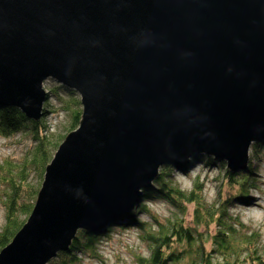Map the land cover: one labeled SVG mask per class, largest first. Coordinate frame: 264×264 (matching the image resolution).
<instances>
[{
  "label": "water",
  "instance_id": "1",
  "mask_svg": "<svg viewBox=\"0 0 264 264\" xmlns=\"http://www.w3.org/2000/svg\"><path fill=\"white\" fill-rule=\"evenodd\" d=\"M46 80L80 120L0 264H48L129 215L162 167L244 168L264 139V0H0V106L38 122Z\"/></svg>",
  "mask_w": 264,
  "mask_h": 264
},
{
  "label": "trees",
  "instance_id": "2",
  "mask_svg": "<svg viewBox=\"0 0 264 264\" xmlns=\"http://www.w3.org/2000/svg\"><path fill=\"white\" fill-rule=\"evenodd\" d=\"M49 97L55 98L59 102V107L55 108L52 104L45 103L43 117L38 122H28L17 110L0 106V136L7 138L19 135L21 141L24 135H27L31 140L22 156L19 155L15 160L6 157L0 162V186H3L0 201L5 211V222L0 229V250L11 241L30 215L41 186L44 168L50 162L58 145L69 132L77 128L80 120L81 107L73 92L53 85L47 93V98ZM58 112L66 113L70 121L66 134L61 137L48 133L44 127L45 115ZM253 147L260 149L261 146L257 143ZM196 163L208 168L215 166L217 161L201 154L180 167H162L154 185L144 192L145 201L169 204L175 210L173 218L160 221L156 216L150 215L144 203L125 218L109 221L96 231H79L71 246L58 253L48 264H80L83 258L101 262L98 255L99 246L114 232H120L118 228L124 226H134L146 243L148 257L146 260L138 257V264H264V246L259 250L260 247L255 245L253 235L245 231L246 227L239 219L229 216L221 209L216 211L220 214L219 217L214 218L216 213L213 211L209 213L206 209L200 197L201 187L196 181H192L189 190H184L173 180L171 174L174 171L185 172L188 166ZM250 173L251 169L248 171L249 176H246L251 177ZM246 176L243 181L236 184L238 194L243 200H246L248 190L253 189ZM227 177L231 182L229 173ZM188 205L193 206L192 214L197 226L204 225L206 217L215 224L216 231L212 236L215 248L211 252L205 250L201 238L193 237L191 233L194 232V227L191 230L184 227L180 223V217L176 216V214L183 216ZM140 215L150 221L133 219L134 216Z\"/></svg>",
  "mask_w": 264,
  "mask_h": 264
},
{
  "label": "rangeland",
  "instance_id": "3",
  "mask_svg": "<svg viewBox=\"0 0 264 264\" xmlns=\"http://www.w3.org/2000/svg\"><path fill=\"white\" fill-rule=\"evenodd\" d=\"M52 87L53 83L50 82L44 90L48 93ZM65 98L66 96H64ZM45 103L48 105L52 104L55 108L59 107V102L53 97H46ZM44 119L46 120L44 127L48 133L55 137H61L66 134V128L70 122L69 116L66 113H49L45 115ZM19 137V135L7 138L0 136V162L6 157H12L15 160L19 155H23L31 140L27 135H24L21 141ZM257 143L261 146L260 149L253 147ZM193 157H190V159ZM215 161H217L215 166L207 168L201 166L200 163H196L188 166L185 172L174 171L171 176L179 187L184 190H189L192 181H196L201 187L200 197L203 199L208 212L213 211L216 213L217 210L221 209L225 210L229 216L231 215V217L239 219L246 227L245 231H249L253 235L255 245L260 247L259 250H261L264 246V139L250 145L247 165L236 172L229 173L226 168V162ZM249 169L252 170V173L254 172L253 174L250 173L251 177L246 176H249ZM159 172L156 180L159 177ZM228 173L231 177L230 181L232 179L231 182H229V178L227 177ZM244 176L247 177L248 183L251 182L250 185L253 188L252 190H248L246 200H243L238 194L236 186L238 182L245 179ZM156 180L150 187L154 185ZM150 187L143 190L139 204L132 212L145 203L150 215L156 216L160 221L163 222L165 219L169 220L173 218L175 210L169 204L144 200V192ZM2 191L3 186H0V193ZM1 196L2 194H0V199ZM192 210L193 206L188 205L183 216L178 214L176 216L180 217V223L184 227H189L190 230L194 227L195 230L191 233L193 237L197 239L201 238V241L204 242L205 250L211 252L215 248L212 240V236L215 235L216 231L215 224L212 220H209V217H206L205 224L197 226L198 224L195 223ZM4 215L5 211L0 201V229L5 222ZM219 215L216 213L213 217L218 218ZM134 217L133 219L139 221H150L143 215ZM118 229H120V232H114L109 239L103 241L99 246L98 255L101 262L83 258L80 264H138V257H140L139 259L146 260L148 249L146 243L141 239L142 235L139 234L136 228L134 226H124Z\"/></svg>",
  "mask_w": 264,
  "mask_h": 264
},
{
  "label": "bare ground",
  "instance_id": "4",
  "mask_svg": "<svg viewBox=\"0 0 264 264\" xmlns=\"http://www.w3.org/2000/svg\"><path fill=\"white\" fill-rule=\"evenodd\" d=\"M50 82H52V81H50V80H46L45 82H43V88H45V87L47 86V83H50ZM53 85H55V84L53 83ZM73 93H74V92H73ZM74 94H75V93H74ZM75 95H76V94H75ZM76 96H77V95H76ZM77 98H78V100H79V97H78V96H77ZM79 104H80V101H79ZM4 107H5V108H13V109L17 110V112H19V114H20L22 117H24L28 122H36V121H33L32 119H29L25 114H23L21 111H19L18 109L14 108V107L7 106V105H4ZM80 107H81V106H80ZM42 117H43V116H42ZM62 141H63V140H62ZM59 145H60V144H59ZM59 145H58V146H59ZM57 148H58V147H57ZM56 150H57V149H56ZM55 152H56V151H55ZM55 152H54V154H55ZM54 154H53V155H54ZM52 158H53V156H52ZM52 158H51V159H52ZM50 161H51V160H50ZM49 163H50V162H49ZM49 163H48V164H49ZM48 164H47V165H48ZM47 165H46V166H47ZM44 172H45V168H44ZM43 178H44V174H43ZM43 178H42L41 184H42V182H43ZM39 189H40V188H39ZM38 191H39V190H38ZM37 193H38V192H37ZM36 196H37V195H36ZM139 201H140V200H139ZM139 201H138V202H139ZM32 209H33V207H32ZM32 209H31V211H32ZM122 218H123V217H122ZM26 220H27V219H26ZM26 220H25V222H26ZM25 222H24V224H25ZM108 222H109V221H108ZM108 222H106V223H108ZM110 222H111V221H110ZM24 224H23V225H24ZM23 225H22V226H23Z\"/></svg>",
  "mask_w": 264,
  "mask_h": 264
}]
</instances>
